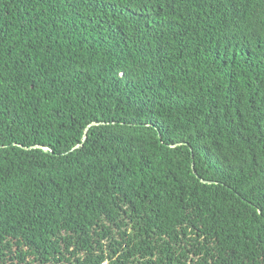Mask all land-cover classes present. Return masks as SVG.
Segmentation results:
<instances>
[{
    "label": "trees",
    "instance_id": "trees-1",
    "mask_svg": "<svg viewBox=\"0 0 264 264\" xmlns=\"http://www.w3.org/2000/svg\"><path fill=\"white\" fill-rule=\"evenodd\" d=\"M0 264H264V0H0Z\"/></svg>",
    "mask_w": 264,
    "mask_h": 264
}]
</instances>
